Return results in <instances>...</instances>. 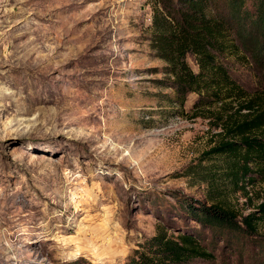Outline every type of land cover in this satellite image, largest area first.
<instances>
[{"label": "rangeland", "instance_id": "rangeland-1", "mask_svg": "<svg viewBox=\"0 0 264 264\" xmlns=\"http://www.w3.org/2000/svg\"><path fill=\"white\" fill-rule=\"evenodd\" d=\"M154 2L0 0V264H122L163 228L213 253L191 264H264V222L221 237L187 212L209 202L195 170L220 167L204 153L236 102L192 91L178 104L150 46ZM244 2L238 50L221 61L253 94L264 25ZM260 166L244 187L221 184L243 213L264 200Z\"/></svg>", "mask_w": 264, "mask_h": 264}, {"label": "trees", "instance_id": "trees-1", "mask_svg": "<svg viewBox=\"0 0 264 264\" xmlns=\"http://www.w3.org/2000/svg\"><path fill=\"white\" fill-rule=\"evenodd\" d=\"M245 0H155L153 4L150 46L165 61V84L176 93L183 105L187 94L213 95L214 101L236 102L235 114L224 119L226 137L205 150V155L221 159L220 167L202 165L198 179L211 184L208 201L198 206L186 204L189 215L214 235L228 230L256 232L264 222V200L256 211L241 212L223 196L222 183L231 181L244 187L252 179V165L264 167V92L253 94L230 76L221 57L238 50L234 21L249 8ZM254 14L264 25V0H254ZM192 55L194 70L187 60ZM219 172V173H216ZM220 186L218 187V182ZM252 181V180H251ZM194 232L168 235L160 229L150 237L149 248L136 251L122 264H191L196 258H212L213 253ZM82 264H93L83 260Z\"/></svg>", "mask_w": 264, "mask_h": 264}]
</instances>
